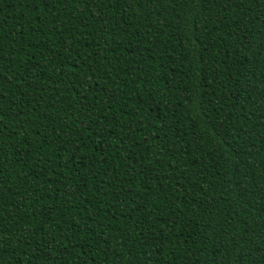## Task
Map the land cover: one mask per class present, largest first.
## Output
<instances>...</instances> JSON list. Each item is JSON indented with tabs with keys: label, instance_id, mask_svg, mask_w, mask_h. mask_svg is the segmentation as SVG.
<instances>
[{
	"label": "trees",
	"instance_id": "16d2710c",
	"mask_svg": "<svg viewBox=\"0 0 264 264\" xmlns=\"http://www.w3.org/2000/svg\"><path fill=\"white\" fill-rule=\"evenodd\" d=\"M0 264H264V0H0Z\"/></svg>",
	"mask_w": 264,
	"mask_h": 264
}]
</instances>
